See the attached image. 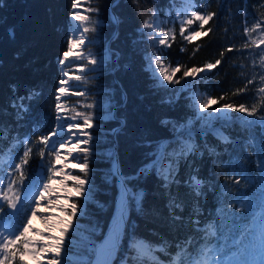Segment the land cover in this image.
<instances>
[{
  "label": "trees",
  "instance_id": "16d2710c",
  "mask_svg": "<svg viewBox=\"0 0 264 264\" xmlns=\"http://www.w3.org/2000/svg\"><path fill=\"white\" fill-rule=\"evenodd\" d=\"M115 0H87L85 5L98 8L99 14L87 13L92 21L99 20L96 32L87 33L89 44L86 42L85 50L91 51L97 58L105 59L103 70L97 73L89 72L94 77L81 84L80 90L90 89L87 97L71 95L66 98L67 107L73 113L86 111V103L99 101L105 111L99 107L94 109L96 126L91 129L95 145L94 154L90 156V169L93 184V198L87 202L83 198H74L79 207H86L87 215L83 218L75 217L74 222L80 228L87 229L84 233L90 236L91 243L82 247H72L69 253L71 262L79 259L90 264L97 244L102 239L115 209L118 186L113 181H105L110 175L115 156L118 150L121 170L125 175L131 174L141 164L143 154L150 151L147 147H140V142H151L153 146L162 141L172 139L170 125L165 126L162 120L183 122L193 116V104L190 97H196V103L208 95L219 98L224 95L221 103H256L259 107L264 102L259 99L257 88L259 75L264 68L260 64L259 49L251 46L243 49L248 42L244 28H251L257 21L264 22V0H119L113 7ZM73 0H2L0 6V124L7 129L5 138L0 139V157L10 152V158L5 162L3 171L5 175L10 171L9 165L19 162L23 145H15V138L23 139L27 135L35 141L40 134L47 133L55 126V94L60 79L61 66L59 59L62 52L67 49V42L72 36V8ZM199 10L201 12L216 13L212 21L205 25L213 31L208 37L194 38L192 43L182 41L179 30L181 22L177 17L178 9ZM155 12L159 17L165 35L170 39L168 30L175 32V40L170 39L172 47L165 48V58L171 66L178 62L191 67L202 66L206 62L222 59V63L212 72H205L197 78L195 83L191 78L188 83L176 85L175 90L169 88L166 82L160 85L146 71L145 55L153 45L142 37L138 30L145 20L151 18ZM120 18V24L111 22V16ZM91 29L92 25L87 23ZM192 27H196L193 25ZM264 27V24H262ZM10 30L14 32L13 38ZM145 32H150L147 29ZM260 36L259 30L252 34V38ZM199 45V50L193 56V50ZM186 47L185 52L180 48ZM234 47L229 52L227 48ZM264 48V45L260 46ZM236 49H239L237 51ZM224 52L223 58L220 53ZM117 55L119 56V70H115ZM111 56V60H109ZM127 66V68H125ZM180 73L177 74L179 76ZM252 76L256 81L248 85V90L242 94L233 95L244 88L247 80ZM13 88L16 92H13ZM29 91L39 93V97L31 102V117L17 121L11 102L16 95H25ZM126 93V103L121 94ZM227 94V95H225ZM173 98L178 100L171 105L161 103L162 99ZM112 107L109 110V104ZM219 105H216L218 107ZM109 111L111 115L109 114ZM264 115V112H258ZM114 117V118H112ZM34 121L41 124L40 129L33 134ZM121 121L125 125L121 127ZM224 136L231 143H223L216 138L215 132H209L207 142L214 147L215 152H203L202 156L195 157L193 163L199 169V176L204 180V195L195 197L185 187L172 188L173 193L178 192L177 201L182 208H170L169 199L164 191L158 187L154 176H149L139 185L145 190V199L142 209L134 205L130 207L126 224L120 236L119 244L113 264H174L183 257L178 256L181 245L188 237L196 240V248L203 243V230L211 225H220L221 228L228 223L232 216L240 224L238 212H233V195L238 193L244 200L254 201L253 210L258 216L261 209L255 207L259 199L261 173L256 167L257 145L264 142L261 129L257 125L248 127L244 117L238 112H231L225 122H217ZM120 126V127H119ZM118 131H114L118 128ZM199 127V124L195 125ZM255 137V141H253ZM202 143V139L197 137ZM229 160L236 165L239 160L242 165L243 177L237 186L229 181L230 192L223 189L225 175L231 173ZM32 172L38 173L39 157L32 161ZM188 169L181 164L179 176L181 180L187 177ZM219 185L217 187H213ZM247 192L245 196L244 193ZM243 209L242 205H236ZM228 216V220L225 217ZM173 216L180 217L174 220ZM254 216L249 215L247 223L250 224ZM199 221V224L194 223ZM197 227L200 231L197 232ZM94 230V231H93ZM73 243L79 237H72ZM144 242L143 255H139L138 243ZM215 241L213 239L212 244ZM192 252V249H189ZM18 264V262H17ZM29 264H33L31 260Z\"/></svg>",
  "mask_w": 264,
  "mask_h": 264
},
{
  "label": "snow or ice",
  "instance_id": "6c2138e0",
  "mask_svg": "<svg viewBox=\"0 0 264 264\" xmlns=\"http://www.w3.org/2000/svg\"><path fill=\"white\" fill-rule=\"evenodd\" d=\"M119 0H115L113 7L118 6ZM2 6V0H0ZM80 6V0H73L72 20L79 22L76 24V32L70 36L67 42L66 51L62 52L59 59L61 69H70L72 65L79 70L78 75L70 76V71L61 72L58 79V87L55 94V126L47 133L40 134L36 140H32L31 135L25 136L22 140L15 138V145H23L22 155L18 157L19 162L9 165L10 171L7 173V184L5 185V175L0 174V264H44L47 258V264H85L84 261L74 259L71 262L68 259V253L72 247H82L91 243L90 236L84 233L87 229H81L79 224L74 222L75 217L83 218L87 215L86 207H79L76 199L83 198L85 202L93 198V184L91 178V169L89 165L90 156L94 154L95 145L91 129L95 124L94 109L99 107L105 111L103 104L99 101L86 103V111H75L73 115H67L66 106H62V98L69 94L70 82L76 84L86 83L93 79L87 74L89 72L97 73L103 70L106 63L105 59L97 58L91 51H84L86 40L90 44L91 40L84 35L89 31L96 32L99 27V20L92 21L90 15L82 14L76 11ZM87 13L99 14L98 8H87ZM157 13L153 12L151 18L145 20L143 26L138 30L142 37H146L152 43L151 52L145 55L146 71L155 79V82L175 90L176 85L188 83L191 78L195 83L197 78L205 72H212L221 63L222 59H216L214 62H206L202 66L192 65L191 67L181 65L178 62L171 66L165 58L164 49H170L171 40H175L176 34L171 30L170 39L165 35V29L155 25L152 20ZM216 13L201 12L192 10L190 14L181 20L179 35L182 41L192 43L194 38L202 39L208 37L213 31L211 27L205 29V25L212 21ZM87 22L92 25L91 29L84 26ZM111 22L115 25L120 24V18L116 15L111 16ZM264 22L257 21L253 27L244 28V33L248 37L242 48L249 49L255 46L259 49L260 64L264 68ZM196 25V27H192ZM145 29H151V32H145ZM260 30L258 38H252V34ZM10 35L15 36L10 30ZM199 45L193 50L194 56L199 50ZM186 47L180 48L185 52ZM234 47H229L226 51H233ZM239 51V49H236ZM224 52L220 53L223 58ZM111 60V56L108 58ZM84 61V63H77ZM115 70H119V56L117 55ZM127 68V66H125ZM180 73L179 76L177 74ZM256 77L252 76L247 80L244 88L237 89L233 95L242 94L248 90V85L254 84ZM259 83L262 85L257 88L260 94L259 99L264 101V71L259 75ZM183 86V85H182ZM90 89L77 90L74 95L77 97H87ZM13 92L16 89L13 88ZM227 95V94H225ZM126 93L121 94V99L126 103ZM39 97V93L29 91L25 95H16L11 102V108L15 112L17 121L24 120L26 116L31 117V102ZM225 96L219 98L208 95L206 98L196 103V97H190L193 104V116L183 122H173L171 120H162L163 125L171 126L170 132L172 139L162 141L153 146L151 142H140L138 146L147 147L150 151L143 154L141 164L135 172L125 175L118 164H114L110 175L105 177L107 183H115L118 186L119 198L117 201V215L113 218L112 226L104 241L97 247V264H109V258L115 252L120 241V236L124 225L127 221L128 212L131 206L142 209L145 199V190L139 185L149 176H154L159 182L161 188L169 199L170 208H182V204L177 201V193L172 192L173 186L177 189L185 187L195 197L204 195V180L199 176V169L194 166V159L202 156L204 151L214 153L215 148L209 147L207 136L209 132L215 131L212 128L213 120L229 119L231 112H238L244 117V123L248 127L257 125L261 129V135L264 136V115L258 112H264V102L259 107L256 103L250 106L245 103H221ZM178 100L168 98L162 99L161 103L169 105L177 103ZM216 105H219L216 107ZM112 105L109 104V110ZM109 114L111 115L110 111ZM67 117V119H66ZM114 118V117H112ZM67 120L74 121L68 123ZM63 121V123H62ZM121 121V127L125 125ZM199 124V127L195 125ZM41 124L34 121L33 134L40 129ZM118 131V130H114ZM7 129L0 124V139L5 138ZM216 138L223 143H231L230 139L222 132H215ZM197 137L202 139V143L197 141ZM255 141V137L252 138ZM256 167L259 168L262 182L260 184L259 199L255 207L261 209L258 216L253 210L254 201L252 199L244 200L243 196L238 193L233 195L236 202L233 212L240 214L241 220L245 221L240 224L232 216L231 220L224 225H211L203 230V243L196 248V240L188 237L183 241L181 252L178 256L183 257L178 262L174 258V264H264V142L257 146ZM39 157V172H32L31 161ZM183 164L189 171L187 177L181 180L179 171ZM228 166L231 173L225 175L223 189L230 192L229 181L237 177L234 183L239 186L240 177H244L242 165L237 160L236 165L229 160ZM3 170L0 169V172ZM219 185L213 186L214 188ZM247 195V192L244 193ZM236 205H242L245 211H241ZM60 215H55L56 211ZM229 213L225 219L228 220ZM254 216L251 223L248 224V216ZM66 217V219H64ZM40 219L44 224V229H38L33 226V219ZM174 220L180 217L173 216ZM199 224V221H194ZM59 232V235L54 233ZM94 231V230H93ZM197 232L200 228L197 227ZM31 233V235L29 234ZM79 237L76 243H73L72 237ZM213 239L215 241L212 247ZM192 249V252H189ZM50 256V258H48Z\"/></svg>",
  "mask_w": 264,
  "mask_h": 264
},
{
  "label": "rangeland",
  "instance_id": "374dc122",
  "mask_svg": "<svg viewBox=\"0 0 264 264\" xmlns=\"http://www.w3.org/2000/svg\"><path fill=\"white\" fill-rule=\"evenodd\" d=\"M86 1L87 0H82L81 2H80V6L76 9V11H81L82 12V14H86L87 15V12H86V9L88 8L87 7V5H85V3H86ZM180 13V12H179ZM185 17H187V15H183L181 18H180V22H181V20L182 19H184ZM77 23H79V22H75L74 21V26L72 27L73 28V31H72V35H73V33L74 32H76L77 30H76V24ZM157 25V24H156ZM84 26H86L87 27V22H85L84 23V25L81 27V29H80V31H82V28L84 27ZM158 27H159V25H157ZM149 30V29H148ZM151 30V29H150ZM259 30V29H258ZM152 31V30H151ZM259 34H260V30H259ZM86 37H87V33H85L84 34ZM86 42H87V40H86ZM86 42H85V44H86ZM84 51H88V50H85L84 49ZM152 51V49L149 51V52H151ZM77 63H84V61H78ZM64 70H68V71H70V76H72V75H78V74H80L79 73V70L78 69H76V66L75 65H72V68H71V70L70 69H63V71ZM70 90H69V94L65 97V98H62V106H66V108H67V115L68 116H71V115H73L74 113H73V111H71L70 109H69V107H67V100H66V98H68V97H70L71 95H73L74 94V92L77 90V88H79L80 86H81V84H76L75 82H70ZM66 119H67V117H66ZM67 122L68 123H72V122H74V121H71V120H67ZM217 122H225V120H213L212 121V128L215 130L214 132H221V128L219 127V125H217ZM62 123H63V121H62ZM7 184V180H5V185ZM55 215H60V213H59V211L57 210L56 211V213H55ZM64 219H66V217H64ZM33 226L35 227V228H38V229H41V230H43L44 229V224L43 223H41V221H35V218L33 219ZM30 235H31V233H29ZM55 235H59V232L57 231L56 233H54ZM143 246H146V244L145 243H143V242H139L138 243V248H137V251H138V254L139 255H143L144 254V250H142V248H143ZM116 252V251H115ZM115 254L116 253H114V256L112 257V261L114 260V257H115ZM74 257V255L72 254V253H68V259L69 258H73ZM48 258H50V256L48 257ZM32 262V261H31ZM33 263V262H32ZM112 263V262H111ZM44 264H47V258L45 259V262H44ZM113 264V263H112Z\"/></svg>",
  "mask_w": 264,
  "mask_h": 264
},
{
  "label": "bare ground",
  "instance_id": "6f19581e",
  "mask_svg": "<svg viewBox=\"0 0 264 264\" xmlns=\"http://www.w3.org/2000/svg\"><path fill=\"white\" fill-rule=\"evenodd\" d=\"M80 1H81V0H80ZM118 195H119V194H118ZM116 215H117V210L114 211L113 214H112V217H111L112 219H111V221H110V223H109V225H108V227H107V231H106V233H105L104 236L102 237V242L104 241L105 237L108 235L109 230H110V228H111V226H112V223H113V218H114V216H116ZM35 221H40V219L35 218ZM114 253H115V252H113L112 255H111L110 258H109V264H112L111 262H112V257L114 256ZM97 259H98V256H97V251H96V253H95V255H94V258H93L91 264H97Z\"/></svg>",
  "mask_w": 264,
  "mask_h": 264
},
{
  "label": "water",
  "instance_id": "95a60500",
  "mask_svg": "<svg viewBox=\"0 0 264 264\" xmlns=\"http://www.w3.org/2000/svg\"><path fill=\"white\" fill-rule=\"evenodd\" d=\"M120 127V126H119ZM117 129H119V128H116L115 130H117ZM115 161H116V164H118V166L120 167V169H121V166H120V161H119V155H118V150H117V152H116V156H115ZM119 194V192L117 193V195ZM118 198H119V195L117 196V199H116V202H115V209H114V211H116L117 210V201H118ZM102 243V239L100 240V243L97 245V247L100 245ZM97 247H96V249H97ZM96 249H95V253H96ZM95 255V254H94ZM94 258V257H93ZM93 258H92V260H93ZM92 262V261H91Z\"/></svg>",
  "mask_w": 264,
  "mask_h": 264
}]
</instances>
